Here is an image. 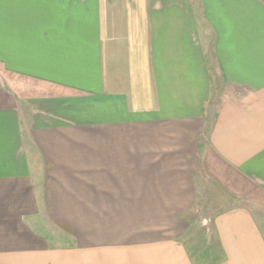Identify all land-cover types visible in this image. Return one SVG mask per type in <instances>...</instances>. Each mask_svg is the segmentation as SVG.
Segmentation results:
<instances>
[{
    "label": "crops",
    "instance_id": "crops-1",
    "mask_svg": "<svg viewBox=\"0 0 264 264\" xmlns=\"http://www.w3.org/2000/svg\"><path fill=\"white\" fill-rule=\"evenodd\" d=\"M212 182L264 207V0H0V264H264Z\"/></svg>",
    "mask_w": 264,
    "mask_h": 264
},
{
    "label": "rangeland",
    "instance_id": "rangeland-1",
    "mask_svg": "<svg viewBox=\"0 0 264 264\" xmlns=\"http://www.w3.org/2000/svg\"><path fill=\"white\" fill-rule=\"evenodd\" d=\"M210 57V56H209ZM207 58L208 62L210 63L211 58ZM210 188L207 189L205 187L204 191H201L202 194H204L203 197L199 198V210H200V222L201 224L198 226L199 228L195 229V236L193 238L199 239L200 242L209 240L208 236L206 237V229L211 225L209 221L206 223L204 226H202L203 221V216H213L215 212H219L222 210H225L226 208L236 205L237 202L243 201V205L247 206L250 208L253 216L257 219V222L259 223L263 233H264V207L262 208L260 205L256 204L255 199L254 200H248L245 198H240L234 194H229L228 192H225L221 190L218 186L215 185V183H210ZM210 213H209V212ZM208 212V213H207ZM45 221V218H41V221ZM56 239L58 240L62 239V235L60 236L58 232L55 234ZM65 237V236H64ZM213 237V238H212ZM212 244L214 239V235H211V238L209 240ZM199 242V243H200ZM197 244V246L194 248L195 251L199 252L200 256H203L202 253H205L206 250V245L202 243ZM214 250H218V246L216 242L212 244ZM216 250V251H217ZM217 259V258H216Z\"/></svg>",
    "mask_w": 264,
    "mask_h": 264
}]
</instances>
